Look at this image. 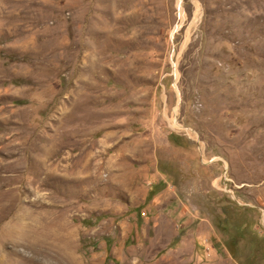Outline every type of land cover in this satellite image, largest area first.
I'll return each instance as SVG.
<instances>
[{"label":"rangeland","instance_id":"374dc122","mask_svg":"<svg viewBox=\"0 0 264 264\" xmlns=\"http://www.w3.org/2000/svg\"><path fill=\"white\" fill-rule=\"evenodd\" d=\"M0 264H264V0H0Z\"/></svg>","mask_w":264,"mask_h":264},{"label":"bare ground","instance_id":"6f19581e","mask_svg":"<svg viewBox=\"0 0 264 264\" xmlns=\"http://www.w3.org/2000/svg\"><path fill=\"white\" fill-rule=\"evenodd\" d=\"M183 127V126H182Z\"/></svg>","mask_w":264,"mask_h":264}]
</instances>
